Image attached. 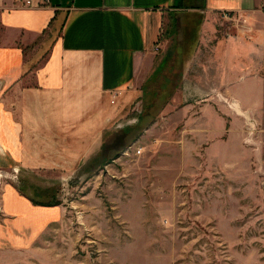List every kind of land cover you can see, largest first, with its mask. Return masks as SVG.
Returning a JSON list of instances; mask_svg holds the SVG:
<instances>
[{"label":"crops","instance_id":"1","mask_svg":"<svg viewBox=\"0 0 264 264\" xmlns=\"http://www.w3.org/2000/svg\"><path fill=\"white\" fill-rule=\"evenodd\" d=\"M32 1L38 6L0 0V171H94L111 155L115 132L141 130L142 72L158 56L173 68L192 30L198 44L175 95L190 113L186 126L205 123L203 139H221L224 129L207 123L264 110V0ZM181 142L190 145L185 133ZM0 190V249H30L65 215L62 205L35 204L9 178Z\"/></svg>","mask_w":264,"mask_h":264},{"label":"rangeland","instance_id":"2","mask_svg":"<svg viewBox=\"0 0 264 264\" xmlns=\"http://www.w3.org/2000/svg\"><path fill=\"white\" fill-rule=\"evenodd\" d=\"M194 38L188 31L173 68L158 56L142 72L141 130L115 132L94 171H0V187L9 178L38 205L65 209L30 249H0V264H264V110L207 123L224 129L221 139L204 140L205 123L186 126L176 90Z\"/></svg>","mask_w":264,"mask_h":264},{"label":"built area","instance_id":"3","mask_svg":"<svg viewBox=\"0 0 264 264\" xmlns=\"http://www.w3.org/2000/svg\"><path fill=\"white\" fill-rule=\"evenodd\" d=\"M19 2L22 3V6H29V7H33V6H38V4L34 3L32 0H18ZM49 3V0H40L39 2V6H43ZM119 93H115L112 102L114 103L116 101V98L118 96ZM141 149L137 150V153L140 154L141 153Z\"/></svg>","mask_w":264,"mask_h":264},{"label":"trees","instance_id":"4","mask_svg":"<svg viewBox=\"0 0 264 264\" xmlns=\"http://www.w3.org/2000/svg\"><path fill=\"white\" fill-rule=\"evenodd\" d=\"M19 190L22 192V190L19 188ZM33 202L35 203V204H37L38 202L37 201H35L34 199H33ZM60 202L59 201H53V202H51V203H49L48 205H50V206H52V205H58Z\"/></svg>","mask_w":264,"mask_h":264}]
</instances>
